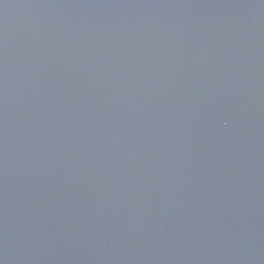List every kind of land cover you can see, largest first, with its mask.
<instances>
[{
    "label": "water",
    "instance_id": "1",
    "mask_svg": "<svg viewBox=\"0 0 264 264\" xmlns=\"http://www.w3.org/2000/svg\"><path fill=\"white\" fill-rule=\"evenodd\" d=\"M0 264H264V0H0Z\"/></svg>",
    "mask_w": 264,
    "mask_h": 264
}]
</instances>
